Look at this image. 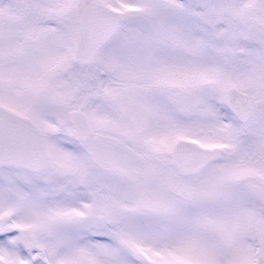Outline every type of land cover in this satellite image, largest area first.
<instances>
[{"label": "snow or ice", "instance_id": "6c2138e0", "mask_svg": "<svg viewBox=\"0 0 264 264\" xmlns=\"http://www.w3.org/2000/svg\"><path fill=\"white\" fill-rule=\"evenodd\" d=\"M0 264H264V0H0Z\"/></svg>", "mask_w": 264, "mask_h": 264}]
</instances>
